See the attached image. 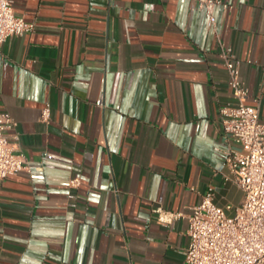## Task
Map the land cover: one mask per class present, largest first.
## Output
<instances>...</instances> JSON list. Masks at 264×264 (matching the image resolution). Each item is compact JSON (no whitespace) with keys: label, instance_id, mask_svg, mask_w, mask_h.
<instances>
[{"label":"crops","instance_id":"crops-1","mask_svg":"<svg viewBox=\"0 0 264 264\" xmlns=\"http://www.w3.org/2000/svg\"><path fill=\"white\" fill-rule=\"evenodd\" d=\"M196 1L15 0L35 29L0 47V110L32 169L0 181V264H184L208 186L234 215L220 42L264 122V0H224L218 35Z\"/></svg>","mask_w":264,"mask_h":264},{"label":"built area","instance_id":"built-area-1","mask_svg":"<svg viewBox=\"0 0 264 264\" xmlns=\"http://www.w3.org/2000/svg\"><path fill=\"white\" fill-rule=\"evenodd\" d=\"M14 2L0 0V47L5 39L35 29L34 23L16 15ZM196 5L204 12L210 30L218 35L216 9L232 6L224 0H197ZM220 57L235 98L234 103L219 109V123L227 140V146L221 150L243 198L234 215L230 216L214 202V187H207L200 203L187 215L189 243L184 251V264H264V122L258 107L247 104L249 89L241 78L242 59L232 46L222 42ZM50 116L51 109L47 104L41 119L48 121ZM15 125L11 114L0 110V181L32 169L9 135ZM13 138L18 139L17 136ZM70 184L78 187L81 179L73 178ZM154 212L160 222L167 224L182 215L161 207Z\"/></svg>","mask_w":264,"mask_h":264}]
</instances>
